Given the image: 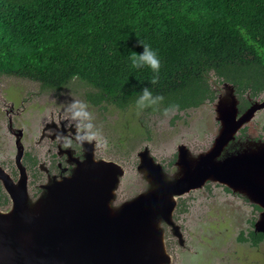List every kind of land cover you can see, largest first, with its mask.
Returning <instances> with one entry per match:
<instances>
[{
	"label": "flooded vegetation",
	"instance_id": "af4514ba",
	"mask_svg": "<svg viewBox=\"0 0 264 264\" xmlns=\"http://www.w3.org/2000/svg\"><path fill=\"white\" fill-rule=\"evenodd\" d=\"M259 80L246 79L244 87L217 81L211 98L178 109L181 114L166 128L134 125L141 136L122 149L124 160L110 156L116 141L103 118L91 114L98 139L81 143L68 103L22 90L0 92V212L16 203L31 206L52 184L71 176L89 151L97 161L120 166L112 203L135 198L140 205L134 218L154 219L163 264H264V79ZM223 99L226 119L235 124L220 117ZM206 103L213 125L190 127L187 111ZM104 140L107 147L95 146ZM86 216L106 225L110 214L90 209ZM144 239L157 242L158 234L152 229Z\"/></svg>",
	"mask_w": 264,
	"mask_h": 264
},
{
	"label": "trees",
	"instance_id": "16d2710c",
	"mask_svg": "<svg viewBox=\"0 0 264 264\" xmlns=\"http://www.w3.org/2000/svg\"><path fill=\"white\" fill-rule=\"evenodd\" d=\"M140 40L161 57L156 84L131 67ZM0 75L54 93L74 82L95 105L127 108L149 87L159 111L198 106L212 79H264V0H0Z\"/></svg>",
	"mask_w": 264,
	"mask_h": 264
},
{
	"label": "water",
	"instance_id": "95a60500",
	"mask_svg": "<svg viewBox=\"0 0 264 264\" xmlns=\"http://www.w3.org/2000/svg\"><path fill=\"white\" fill-rule=\"evenodd\" d=\"M227 107L223 99L220 117L235 124L226 119ZM120 172L116 162L97 161L88 151L71 176L52 184L31 206L16 203L0 212V264H163L154 219L134 218L135 198L112 203ZM90 209L109 213L108 224L86 216ZM152 229L157 242L144 239Z\"/></svg>",
	"mask_w": 264,
	"mask_h": 264
},
{
	"label": "rangeland",
	"instance_id": "374dc122",
	"mask_svg": "<svg viewBox=\"0 0 264 264\" xmlns=\"http://www.w3.org/2000/svg\"><path fill=\"white\" fill-rule=\"evenodd\" d=\"M212 82L213 87H216L218 90L217 79H212ZM39 86L40 85L37 81L30 79L20 78L13 75H0V92L2 93L8 92L9 89L11 92H18L22 90L24 95L41 96V99L47 100L55 99L61 103H68L69 105L72 101L85 103L88 106L87 110L92 114L93 118L98 120L103 118L104 122L108 126V132L110 133L111 139L113 142L116 141L109 150L110 156L116 157L117 160H124L122 149H130L128 147L136 144L137 139L141 136V133L135 134L137 133L138 127L134 128V125H145V128H147L146 131L153 129L159 130L163 126L166 128L167 123H169L170 119L175 114H181L180 112H174L168 116H164L162 111H149L147 109L138 113L135 105H130L123 109L115 104L106 102L95 105L85 98V92L82 91L84 89L77 90V84L74 82L70 84V90L62 93H54L53 91L49 92L48 90L42 89V87L40 89ZM211 108L210 104L206 103L200 107L189 109L187 114H189L191 119V121H189L190 127L193 128L194 126H203L204 128L209 129V124L211 127L214 123V120L209 113ZM131 111L136 112V114L130 113ZM101 113L103 114V117H101ZM211 115H213L212 112ZM138 118L139 122L136 123ZM117 133H123L125 137L118 136L116 135ZM127 134L131 135L126 136ZM124 139H128V141L132 140L133 142L130 145L125 144L126 146L122 147V143L119 142Z\"/></svg>",
	"mask_w": 264,
	"mask_h": 264
},
{
	"label": "clouds",
	"instance_id": "9594fccd",
	"mask_svg": "<svg viewBox=\"0 0 264 264\" xmlns=\"http://www.w3.org/2000/svg\"><path fill=\"white\" fill-rule=\"evenodd\" d=\"M139 44L143 47V51L137 53L133 51L129 55L131 67L140 69L148 67L155 75L151 78L150 83L156 84L159 79V72L161 69V57L157 49H154L151 44L140 40ZM165 97L163 95L154 94L149 87H144L135 100V108L138 113L143 112L145 109H152L159 111L161 105L164 104ZM87 105L83 102L72 101L69 105L68 112L70 119L75 121L77 133L76 139L81 143H91L98 139L99 133L94 130V125L91 122V113L87 110ZM176 103H168L163 107L162 112L164 116H168L179 109ZM96 147H107V141L104 140L102 144H96Z\"/></svg>",
	"mask_w": 264,
	"mask_h": 264
},
{
	"label": "bare ground",
	"instance_id": "6f19581e",
	"mask_svg": "<svg viewBox=\"0 0 264 264\" xmlns=\"http://www.w3.org/2000/svg\"><path fill=\"white\" fill-rule=\"evenodd\" d=\"M252 169V168H251Z\"/></svg>",
	"mask_w": 264,
	"mask_h": 264
}]
</instances>
